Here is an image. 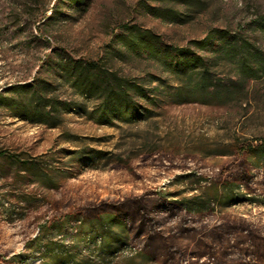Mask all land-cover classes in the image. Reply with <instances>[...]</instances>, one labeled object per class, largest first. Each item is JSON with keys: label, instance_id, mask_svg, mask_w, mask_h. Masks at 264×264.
I'll use <instances>...</instances> for the list:
<instances>
[{"label": "rangeland", "instance_id": "rangeland-1", "mask_svg": "<svg viewBox=\"0 0 264 264\" xmlns=\"http://www.w3.org/2000/svg\"><path fill=\"white\" fill-rule=\"evenodd\" d=\"M261 19L264 0H0V94L47 82L48 105L68 103L48 124L0 106V264H44L52 238L77 264H127L139 250L156 262L132 264H264V160L250 149L264 144V77L226 101H179L174 73L126 42L148 30L173 54L225 29L264 53ZM59 56L142 86L130 91L139 114L100 120L101 99L79 93ZM237 68L221 60L208 76L224 90ZM109 220L113 240L128 237L110 251ZM81 221L92 229L75 242Z\"/></svg>", "mask_w": 264, "mask_h": 264}, {"label": "trees", "instance_id": "trees-1", "mask_svg": "<svg viewBox=\"0 0 264 264\" xmlns=\"http://www.w3.org/2000/svg\"><path fill=\"white\" fill-rule=\"evenodd\" d=\"M155 12L158 17L166 19L163 13ZM170 21H180L178 14L174 13ZM256 24L261 27L260 33L264 35V19L256 21ZM155 39L156 37L150 31L145 30L138 34H132V37L128 38L126 42L128 46L144 51L152 59L164 63L167 69L174 73L180 82L176 94L180 99L179 101L189 99L202 103L226 101L232 98L230 95L233 90L242 89L247 81L264 77V53H261L248 37L239 32L216 29L214 33H208L201 39L191 40L189 45L193 50L190 48H173V54L166 53L167 49L164 47L155 46L157 45ZM194 50L199 53L208 51L210 56H201ZM169 56L170 58L167 59L166 57ZM59 58L60 64H57V68L68 79H72V83L77 87L80 94L97 95L101 99L100 120L108 121L111 115L126 116L125 113L131 111L133 115L139 114L130 100V91L136 95L145 96L142 86L118 77L105 75L94 61H70L63 56H59ZM221 60L233 61L238 67L234 80H231L224 90L212 84L208 76L210 66ZM49 87L50 84L47 82L15 84L9 88V91L13 92V98L0 94V106L12 109L29 122L48 124L53 115H59V111L66 110L68 104L57 101L60 105L59 109L54 108L56 107L54 104L48 105ZM132 114L128 115V119L132 117ZM55 124L57 123L53 122L50 125L54 126ZM250 149L255 150L257 158L264 160V144H257ZM68 219L69 217L65 216L53 218L48 227L61 231L58 230V227L60 229L64 227ZM113 223V220H109L107 223L99 224V228L103 232L109 233L108 236L102 237L99 246L107 248L108 251L115 249L113 243L128 241L126 235L113 240L114 232L111 230ZM118 223L119 227L126 231L127 222ZM91 229L90 223L81 221L73 236L75 242L79 240L82 233H87ZM65 243L63 238L50 239L45 246V252L49 258L44 264H77L76 260L72 258L71 249H66ZM140 258L148 263L156 262L152 255L140 250L125 256L127 264H132L133 261ZM84 264H95V262L87 261Z\"/></svg>", "mask_w": 264, "mask_h": 264}]
</instances>
